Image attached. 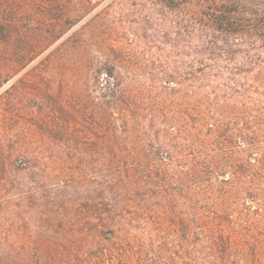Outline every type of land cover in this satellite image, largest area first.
<instances>
[{
    "label": "rangeland",
    "instance_id": "rangeland-1",
    "mask_svg": "<svg viewBox=\"0 0 264 264\" xmlns=\"http://www.w3.org/2000/svg\"><path fill=\"white\" fill-rule=\"evenodd\" d=\"M191 14L0 0V264H243L212 236L264 228V41Z\"/></svg>",
    "mask_w": 264,
    "mask_h": 264
},
{
    "label": "trees",
    "instance_id": "trees-1",
    "mask_svg": "<svg viewBox=\"0 0 264 264\" xmlns=\"http://www.w3.org/2000/svg\"><path fill=\"white\" fill-rule=\"evenodd\" d=\"M185 5L194 18L198 16L199 23L205 28L207 39L204 45L209 51L240 45L254 47L258 37L264 41V0H185ZM196 6L199 8L197 16ZM194 170L198 171L199 167ZM224 219L225 225L231 218L225 214ZM246 231L240 238H233L230 233L224 234L220 230L212 236L214 246L225 258L230 259L235 252L243 264H264V228L247 227Z\"/></svg>",
    "mask_w": 264,
    "mask_h": 264
}]
</instances>
